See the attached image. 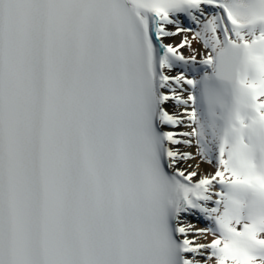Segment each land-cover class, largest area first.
I'll return each mask as SVG.
<instances>
[{"label": "snow or ice", "instance_id": "obj_1", "mask_svg": "<svg viewBox=\"0 0 264 264\" xmlns=\"http://www.w3.org/2000/svg\"><path fill=\"white\" fill-rule=\"evenodd\" d=\"M0 264H264V0H0Z\"/></svg>", "mask_w": 264, "mask_h": 264}, {"label": "bare ground", "instance_id": "obj_2", "mask_svg": "<svg viewBox=\"0 0 264 264\" xmlns=\"http://www.w3.org/2000/svg\"><path fill=\"white\" fill-rule=\"evenodd\" d=\"M181 38L182 37L178 35V36L171 37V38L167 39V41L169 43H179V41L181 40ZM182 51L184 52L185 55H188L189 54L187 48L182 49ZM170 108H171V105H170ZM178 130H183V129L181 128V129H178ZM186 150L192 151V149H186ZM197 160H199V157H197ZM197 160L190 161V163H192L193 165H195L196 162H197ZM200 167H201V170H204V171L211 170L210 167L207 164H204V163H201Z\"/></svg>", "mask_w": 264, "mask_h": 264}]
</instances>
